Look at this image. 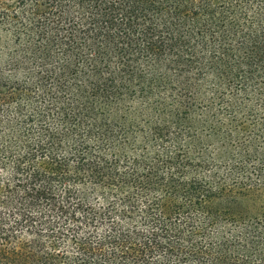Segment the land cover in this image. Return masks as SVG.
<instances>
[{"label":"trees","instance_id":"16d2710c","mask_svg":"<svg viewBox=\"0 0 264 264\" xmlns=\"http://www.w3.org/2000/svg\"><path fill=\"white\" fill-rule=\"evenodd\" d=\"M261 185L264 0H0V264H197Z\"/></svg>","mask_w":264,"mask_h":264},{"label":"rangeland","instance_id":"374dc122","mask_svg":"<svg viewBox=\"0 0 264 264\" xmlns=\"http://www.w3.org/2000/svg\"><path fill=\"white\" fill-rule=\"evenodd\" d=\"M237 194L199 214L198 220L207 217V230L193 236L194 243L212 254L197 264H264V185Z\"/></svg>","mask_w":264,"mask_h":264}]
</instances>
